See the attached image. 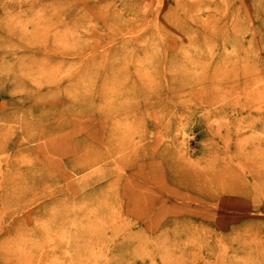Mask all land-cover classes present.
<instances>
[{
    "label": "rangeland",
    "instance_id": "374dc122",
    "mask_svg": "<svg viewBox=\"0 0 264 264\" xmlns=\"http://www.w3.org/2000/svg\"><path fill=\"white\" fill-rule=\"evenodd\" d=\"M262 177L264 0H0V264H264Z\"/></svg>",
    "mask_w": 264,
    "mask_h": 264
},
{
    "label": "bare ground",
    "instance_id": "6f19581e",
    "mask_svg": "<svg viewBox=\"0 0 264 264\" xmlns=\"http://www.w3.org/2000/svg\"><path fill=\"white\" fill-rule=\"evenodd\" d=\"M105 93V92H104ZM110 143V142H109ZM173 164V163H172ZM170 164L169 165V169L171 171V175H172V179L174 181H176L177 183H180V184H183L185 185L186 187L188 188H196V189H201L203 192H206V190L209 188V187H216V188H224L225 186H228L230 187L231 186V182H232V179H235L236 177L241 178V176H239L238 174L237 175H234V172H229V171H223V170H219V172H211L210 174H206L205 173H198V172H195L193 171V169H191L190 167L186 166V165H180V164ZM194 168V167H193ZM248 170V169H247ZM198 171V170H197ZM203 171V170H202ZM213 173V174H212ZM17 176H20L21 174L18 172H16ZM252 176L255 178V175L252 174ZM264 178V177H262ZM204 179H206L204 181ZM261 179V178H260ZM244 183V181L242 182ZM259 183V182H257ZM247 184V183H246ZM262 184V182H261ZM8 186V187H11V188H15L16 189V186L14 185V183H9V181L5 182L4 181V186ZM260 187V186H259ZM261 188L263 189L264 187L261 186ZM18 189V188H17ZM256 189V188H255ZM26 189H20L18 192H11V193H8V191L4 192L5 195H7L8 197H10L12 200L11 201H15V200H18L19 198H21L23 196V191L24 193H26L25 191ZM28 190V189H27ZM258 190V189H256ZM238 191L239 194H243V190L240 189V187L238 188ZM241 191V192H240ZM126 192V191H125ZM259 193V191H257ZM3 194V196H4ZM134 195V194H133ZM184 195V194H183ZM130 196V195H129ZM179 197V196H178ZM181 197V196H180ZM131 198V196L129 197V199ZM182 198V197H181ZM132 200V199H131ZM133 203V202H132ZM131 210V209H130ZM132 211V210H131ZM144 213V212H143ZM96 214V213H95ZM141 216V215H140ZM142 217V216H141ZM149 217V216H148ZM144 218V217H142ZM141 218V219H142ZM140 219V220H141ZM51 221V220H50ZM48 221V222H50ZM100 222V221H99ZM106 224V223H105ZM135 224V223H133ZM125 225V224H124ZM147 225V224H146ZM85 226V225H84ZM92 226V224H91ZM121 227V225H119ZM154 226L156 225H152L151 228H153ZM93 227V226H92ZM97 227V226H96ZM96 227H95V230H96ZM107 227V226H106ZM123 227V226H122ZM125 227V226H124ZM130 227V226H129ZM119 228V227H118ZM92 229V228H90ZM125 229V228H123ZM149 229V228H148ZM93 230V229H92ZM97 232V231H96ZM47 234V233H46ZM95 234V232H94ZM98 236V235H97ZM63 238V237H62ZM165 240V239H164ZM22 241V240H21ZM91 242V240H90ZM139 242V241H138ZM145 242V241H144ZM155 242V241H154ZM24 243V242H23ZM151 243V242H150ZM164 243V242H163ZM167 243V242H166ZM165 243V244H166ZM2 244V243H1ZM54 244V243H53ZM89 244V243H88ZM21 248V247H20ZM18 250V248H17ZM26 251V250H25ZM20 253V249L18 251ZM24 252V251H23ZM134 252V251H133ZM15 253V252H14ZM141 253V252H140ZM16 254V253H15ZM23 258V257H22ZM21 258V259H22ZM13 260V259H12ZM15 260V259H14ZM13 260V261H14ZM20 259L17 258V261H19ZM26 262V261H25Z\"/></svg>",
    "mask_w": 264,
    "mask_h": 264
}]
</instances>
